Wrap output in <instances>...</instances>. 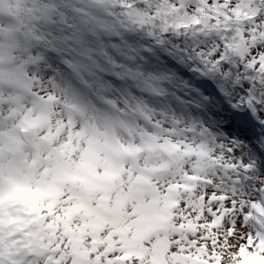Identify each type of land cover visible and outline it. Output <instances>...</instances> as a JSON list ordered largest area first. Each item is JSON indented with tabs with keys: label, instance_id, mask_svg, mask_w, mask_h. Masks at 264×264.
<instances>
[{
	"label": "snow or ice",
	"instance_id": "6c2138e0",
	"mask_svg": "<svg viewBox=\"0 0 264 264\" xmlns=\"http://www.w3.org/2000/svg\"><path fill=\"white\" fill-rule=\"evenodd\" d=\"M14 3L8 43L0 40V160L5 145L27 144L23 113L49 111L65 141L70 129L94 130L101 142L114 133L141 149L135 164H123L124 192L146 157L170 162L149 178L161 194L175 191L165 227L137 236L106 223L99 243L82 237L78 255L61 226L55 239L42 235L73 204L78 190L65 184L56 211L47 199L31 204L32 230L0 223V264H244V246L264 258V215L256 211L264 209V0ZM3 176L0 166V196L48 195L47 180L9 175L5 189ZM87 202L96 208L95 198ZM135 204L122 209L126 221L136 219ZM69 226L79 228L80 216Z\"/></svg>",
	"mask_w": 264,
	"mask_h": 264
},
{
	"label": "rangeland",
	"instance_id": "374dc122",
	"mask_svg": "<svg viewBox=\"0 0 264 264\" xmlns=\"http://www.w3.org/2000/svg\"><path fill=\"white\" fill-rule=\"evenodd\" d=\"M14 7V0H6L5 3L0 4V19L4 21L0 24V40H3L5 44L9 39V32L5 30V25L10 23L9 17ZM3 11L6 13L5 16ZM19 121L29 123L30 131H28L31 138L17 155H12L9 152V146L5 145L3 159L0 160L4 173L3 185L8 186L9 175L16 177L27 175L34 180L49 181V190L46 198L38 194L23 192L22 195L2 204L0 223L5 228L11 226L24 232L32 230L35 227L33 220L37 213L32 210L31 204L43 203L47 199L51 206L49 211H56L61 195L60 188L65 184L78 190L70 196L73 204L67 209H61L63 214L54 216L52 227L44 229L42 235L55 239L51 234L55 232L57 225L61 226L63 234L70 237L73 252L78 255L81 254L82 237L85 234L93 235L94 240L99 243L96 234L106 223L121 234L126 233L129 228H134V235L137 236L167 225L171 208L166 207V202L173 200L172 193L175 189L173 188L168 195H163L156 189L149 177L166 169L170 162L165 165L162 159L151 160L146 157L141 174L136 178L130 175L132 182L129 191L124 192L122 188L124 181L120 179L124 171L123 164L129 160L135 164L137 154L141 151L139 147L131 144L130 141L125 142L128 144V147H125L116 139L114 133L111 137H105L101 142L100 137L104 136L103 133L84 129L76 133L70 129L65 141L60 135L63 131V124L59 119L52 124L49 111H38L33 118L29 109L23 113ZM37 129L44 130L43 134ZM73 139L76 140L75 144L72 143ZM81 140L85 143L83 148H80ZM53 141H59L58 148L52 147ZM77 149H80V155L76 161H72L71 154ZM134 149L137 150L134 151ZM200 158H203L202 155ZM171 164L175 173L182 171L179 156L174 157ZM193 166L198 167V163L193 162ZM98 167L103 168V171L97 172ZM90 198L96 199V208L91 207L87 202ZM133 199L136 201L134 205L136 219L126 221L122 209ZM256 211L264 215V209L257 207ZM73 215H79L81 218L79 228L69 226ZM245 247H242L239 253L245 257L244 264H264V258H257L253 253L246 252ZM222 254L219 253L218 256ZM229 255H232L231 251ZM225 264H230V262L226 260ZM231 264H236V261L233 260Z\"/></svg>",
	"mask_w": 264,
	"mask_h": 264
},
{
	"label": "water",
	"instance_id": "95a60500",
	"mask_svg": "<svg viewBox=\"0 0 264 264\" xmlns=\"http://www.w3.org/2000/svg\"><path fill=\"white\" fill-rule=\"evenodd\" d=\"M23 135L25 136L26 140H29L31 138V134L28 131H24Z\"/></svg>",
	"mask_w": 264,
	"mask_h": 264
},
{
	"label": "bare ground",
	"instance_id": "6f19581e",
	"mask_svg": "<svg viewBox=\"0 0 264 264\" xmlns=\"http://www.w3.org/2000/svg\"><path fill=\"white\" fill-rule=\"evenodd\" d=\"M28 130H29V128H28ZM30 131V130H29ZM22 149V148H21Z\"/></svg>",
	"mask_w": 264,
	"mask_h": 264
}]
</instances>
